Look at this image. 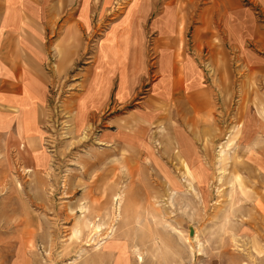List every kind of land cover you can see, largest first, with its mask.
Returning a JSON list of instances; mask_svg holds the SVG:
<instances>
[{"label":"rangeland","instance_id":"1","mask_svg":"<svg viewBox=\"0 0 264 264\" xmlns=\"http://www.w3.org/2000/svg\"><path fill=\"white\" fill-rule=\"evenodd\" d=\"M127 2L96 0L84 29L71 18L62 28L58 13L44 36V161L32 169L29 157L0 140V264H264V218L256 211L264 184L243 169L239 149L244 117L255 111L264 132V0H239V19L249 24L240 48L223 38L220 14L199 12L217 0L195 1L185 37L205 74L198 101L211 117L208 110L196 120L192 141H179L163 120L132 116L120 123L122 134L102 141V131L117 128L108 119L126 109L78 131L72 103L98 36ZM152 37L145 35L148 51ZM243 54L259 65L242 64ZM190 152L196 156L183 155Z\"/></svg>","mask_w":264,"mask_h":264},{"label":"crops","instance_id":"2","mask_svg":"<svg viewBox=\"0 0 264 264\" xmlns=\"http://www.w3.org/2000/svg\"><path fill=\"white\" fill-rule=\"evenodd\" d=\"M95 1L0 0V53L4 45L8 49L0 54V140L29 157L32 169L40 168L38 164L44 161L39 151L48 83L44 36L54 27L58 13L62 14V22L66 21L62 28L71 18L74 28L84 29L86 13L95 7ZM195 1L128 0L121 15L98 36L91 64L73 100L71 122L78 131L100 122L102 114L126 109L123 115L112 114L108 119L107 124L117 128L102 131L98 138H116L124 131L119 128L120 123L132 116L140 123L163 120L175 126L172 130L180 136L179 141L193 140L190 133L196 120L205 116L210 107L198 101L206 95L205 74L185 37L190 14L197 12ZM238 4L239 0H217L216 6H205L199 11L220 14L222 36L235 48L247 40L245 33L249 30V24L239 19L243 12ZM9 28L16 30L17 43L12 41ZM148 32L153 34L149 51L145 42ZM14 44L19 46L15 53ZM147 51L152 53L151 62ZM244 54L240 58L242 64L259 65V61ZM263 67L251 68L257 71ZM254 113L242 121L241 165L264 184V132L257 127ZM208 116L211 117V111ZM186 125L191 128H185ZM176 146L179 150L185 148L180 143ZM183 155L196 156V152ZM195 170L199 171L196 166ZM256 209L264 218V199L256 203Z\"/></svg>","mask_w":264,"mask_h":264},{"label":"bare ground","instance_id":"3","mask_svg":"<svg viewBox=\"0 0 264 264\" xmlns=\"http://www.w3.org/2000/svg\"><path fill=\"white\" fill-rule=\"evenodd\" d=\"M119 199H120V197H119ZM118 200V199H117Z\"/></svg>","mask_w":264,"mask_h":264}]
</instances>
